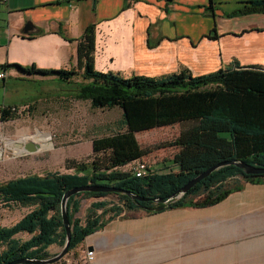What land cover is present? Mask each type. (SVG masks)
<instances>
[{
  "label": "crops",
  "instance_id": "1",
  "mask_svg": "<svg viewBox=\"0 0 264 264\" xmlns=\"http://www.w3.org/2000/svg\"><path fill=\"white\" fill-rule=\"evenodd\" d=\"M251 1L256 0L0 1V72L7 75L0 78V104L32 110L55 99L61 109L57 120L66 121L73 114L72 103L85 100L76 96L84 72L78 48L91 24L96 26L94 66L101 71L156 76L187 67L197 75L234 61L264 68V11L229 14ZM10 63L74 74L64 79L4 67ZM34 90L47 94L32 96ZM21 92L24 96L18 97ZM40 140H21L23 149L38 147L25 154L40 152ZM112 199H83L80 218L93 203ZM134 213L108 220L51 264H264V183L245 182L207 206ZM49 250L60 251L56 244Z\"/></svg>",
  "mask_w": 264,
  "mask_h": 264
},
{
  "label": "trees",
  "instance_id": "2",
  "mask_svg": "<svg viewBox=\"0 0 264 264\" xmlns=\"http://www.w3.org/2000/svg\"><path fill=\"white\" fill-rule=\"evenodd\" d=\"M250 3L251 6L246 5L229 14L264 11V0ZM95 39L96 26L91 24L79 42L78 56L80 61L84 60V72L76 96L89 100L94 108L118 106L122 115L102 126L99 132L102 135L92 138V153L87 161L67 160L74 172L32 173L0 182V206L29 208L14 223L0 224V264L20 258L55 255L50 252V246L62 247L67 234L61 210L62 198L67 190L76 186L114 185L147 199L103 191L71 195L67 202L72 229L68 253L86 236L117 216H133L139 210L152 212L161 205L163 209L207 206L240 190L245 182L264 183V173L247 174L235 164H226L195 183L180 197L171 196L179 194L187 181L223 161L243 160L264 167V68L261 65L246 66L234 61L215 71L197 75L183 67L156 76H124L95 68ZM7 66L64 79L74 74L73 70L40 68L35 64L4 65ZM8 108L4 110V121L19 114V111ZM175 123H188L169 143L178 148L172 157L178 169L155 172L148 167L144 175L137 176L131 165L147 150L136 133ZM106 195L113 197L110 203H93L84 219L78 217L83 199ZM159 198L163 200L157 202Z\"/></svg>",
  "mask_w": 264,
  "mask_h": 264
},
{
  "label": "rangeland",
  "instance_id": "3",
  "mask_svg": "<svg viewBox=\"0 0 264 264\" xmlns=\"http://www.w3.org/2000/svg\"><path fill=\"white\" fill-rule=\"evenodd\" d=\"M0 92L4 86L0 84ZM31 92L32 96H46V93ZM18 97L24 96L19 93ZM37 98V97H36ZM69 107V106H68ZM73 114L66 121H58L60 112L55 99L45 104H36L35 109H22L12 121L3 124L0 141V182L18 176L48 171L74 172L67 160H88L91 156L90 139L102 135V126L114 122L122 115V109L94 108L89 100L72 103ZM70 110L66 109V111ZM5 125V126H4ZM188 123H175L137 132V138L147 153L141 158L153 171L163 172L177 170L172 157L178 148L169 143L179 135ZM41 136L40 152L25 154L21 140ZM43 138L47 139L44 140ZM21 148V149H19ZM127 170V167H123ZM112 197V196H110ZM113 198V197H112ZM86 201L83 200L78 217L84 216ZM26 207L8 208L0 206V224L10 225L26 213ZM61 249V247H59ZM56 263V262H54Z\"/></svg>",
  "mask_w": 264,
  "mask_h": 264
},
{
  "label": "water",
  "instance_id": "4",
  "mask_svg": "<svg viewBox=\"0 0 264 264\" xmlns=\"http://www.w3.org/2000/svg\"><path fill=\"white\" fill-rule=\"evenodd\" d=\"M28 27V25H27ZM26 152H33V151H37L38 147L36 148H30L28 146L24 147V149ZM226 164H235L238 167H241L244 169V172L249 174V173H259L262 174L264 173V167L260 168L258 166H254L251 165L247 162H244L243 160H231V161H223L220 162L218 164L212 165L210 168L206 169L205 171L199 173L197 176L193 177L192 179H190L189 181H187L180 190L179 194H173L171 195L172 197L176 196V197H180L181 195H183L186 191H188L195 183L199 182L201 179H203L204 177H206L207 175H209L211 172H213L214 170H216L217 168L226 165ZM85 191H103V192H121V193H126L128 195H130L132 198H136V199H140V200H146L147 198H144L142 196H138L136 194H134L132 191L121 188V187H116L114 185H105V184H84V185H80V186H76L73 187L69 190L66 191V193L64 194L63 198H62V202H61V210H62V215H63V221L66 227V241L65 244L61 247L60 251L58 253H56L55 255L51 256V257H47V258H20V259H15L9 262H4L1 264H20V263H39V264H51L54 262H57L59 260H61L67 253L70 247V241H71V234H72V229H71V225L67 216V202L68 199L71 195H74L76 193L79 192H85ZM163 199L159 198L156 199L157 202H161ZM164 208V206H158L155 208V211H159L162 210Z\"/></svg>",
  "mask_w": 264,
  "mask_h": 264
},
{
  "label": "built area",
  "instance_id": "5",
  "mask_svg": "<svg viewBox=\"0 0 264 264\" xmlns=\"http://www.w3.org/2000/svg\"><path fill=\"white\" fill-rule=\"evenodd\" d=\"M1 2H6L7 0H0ZM6 72L5 71H1L0 72V78H5ZM8 105H4V104H0V141L4 138L3 133L1 132V127L3 126V124L5 123L4 121V110L7 108ZM11 111H21L22 109L18 106H8ZM131 168L133 170V172L137 175V176H142L146 173L148 165L145 161H143L142 159H138L137 161H135L132 165ZM87 256L89 259H93V250H88L87 251ZM66 264H70V263H66Z\"/></svg>",
  "mask_w": 264,
  "mask_h": 264
}]
</instances>
